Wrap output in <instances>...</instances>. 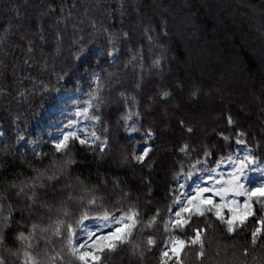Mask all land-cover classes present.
<instances>
[{
	"label": "trees",
	"instance_id": "1",
	"mask_svg": "<svg viewBox=\"0 0 264 264\" xmlns=\"http://www.w3.org/2000/svg\"><path fill=\"white\" fill-rule=\"evenodd\" d=\"M162 18L167 20V36L162 34ZM123 32L129 37L123 38ZM109 33L119 49L114 57L106 54L112 48ZM80 44L86 51L77 59ZM156 57L162 58L161 66L152 63ZM92 75L100 78L99 89L96 79H89ZM178 81L182 90L176 87ZM194 88L200 89L198 98L190 96ZM0 89V189L13 179L27 183L36 170L49 166L54 146L37 140V127L60 92L81 90L94 105L90 113L103 114L104 123L95 127L98 135L100 129H109L105 134L111 148L101 157L77 145L79 163L71 179L63 177L53 185L46 175L41 177L47 187L36 181L39 200L55 205L69 192L79 194V175L89 187L107 178L102 191L110 193L111 207L119 191L113 192L111 180L118 177L134 197L164 208L172 203L173 190L179 196L199 173L237 152L240 130L247 132V147L264 158V0H0ZM161 89L173 93L167 102L157 95ZM120 92L139 101L143 128L159 132L151 172L134 161H121L122 151L138 150L144 141L143 131L129 134L117 123L126 108ZM229 112L239 128L227 124ZM180 117L194 127L192 137L178 126ZM220 131L233 139L224 141ZM26 138L30 142L22 144ZM187 139L195 146L189 156L178 151ZM205 150L211 155L205 157ZM38 153L47 155L41 159ZM181 164L192 173L187 182L179 180L184 188L173 179ZM143 177L152 181L150 195ZM67 183L73 188L61 191ZM38 211L44 215L43 209ZM245 246L248 237L233 240L218 227L210 232L204 264H264V245L247 256ZM196 251H184L185 264H200ZM109 264L138 262L124 253ZM146 264H157L156 255Z\"/></svg>",
	"mask_w": 264,
	"mask_h": 264
},
{
	"label": "snow or ice",
	"instance_id": "2",
	"mask_svg": "<svg viewBox=\"0 0 264 264\" xmlns=\"http://www.w3.org/2000/svg\"><path fill=\"white\" fill-rule=\"evenodd\" d=\"M160 26L162 34L167 36V20L162 18ZM121 35L123 38L129 37L128 32ZM109 37L112 48L106 54L114 57L119 49L111 33ZM152 38L148 36L149 40ZM79 49L77 59L86 51L83 44L79 45ZM152 63L161 66L162 58L156 57ZM95 79L99 89L100 78L97 76ZM140 86L137 83L136 87ZM176 87L182 90L184 85L178 81ZM3 91L0 89V93ZM199 94V88L190 92L193 98H198ZM157 95L167 102L173 93L161 89ZM119 97L126 108L117 123L129 134L143 131L141 139L144 141V146L139 150L122 151L121 161L125 165L134 161L151 172L156 165L155 140L159 132L152 126L143 128L139 101L135 96L129 97L126 92H120ZM98 106L97 93L95 107ZM93 107L90 99L88 107L79 111L80 115L95 122L90 131L84 129L83 135L80 130L63 131L59 138L50 141L55 154L43 172L36 170L35 177L26 178L27 183H17L13 179L0 189V264H109L113 258L124 253L135 258L138 264H146L152 254L156 255L157 264H185L182 254L192 248L197 250L200 264H204L210 232H216L218 227L233 240L249 238V246L242 249L245 256L258 244L264 245V176L255 183L248 178L250 172L264 174V158L258 157L251 148L242 158L233 161L227 176L221 173L218 180L215 176H209L214 181L212 186L197 185L192 193L184 192L180 196L173 190L172 203L164 208L153 206L150 199L141 201L139 195L134 197L131 188L118 177L111 180L113 192L119 190L111 207L108 205L110 193L102 191V185L107 186L109 180L105 178L89 187L80 180L79 175L75 178L80 184L79 194L69 192L55 205L39 200L36 181H40L39 187H47L41 177L46 175L53 185L61 183L63 177L71 179L72 170L79 163L74 151L77 145L86 151H98L101 157L111 148L109 136L105 134L109 129H100L101 134L98 135L95 127L104 123L103 114L93 112L88 115ZM225 119L228 125L239 128L238 121L230 112ZM177 124L189 137L194 135L195 129L186 118H178ZM164 127H168L167 122ZM218 135L226 142L233 139L224 131ZM246 137L247 132L240 130L235 137L236 143L247 146ZM178 151L189 156L195 151V146L190 139L182 140ZM38 155L43 159L47 154ZM210 155L209 151H204L205 157ZM227 159L232 160V157ZM191 175V172L184 171L181 164L173 179L179 188H184L185 185L179 184V180L183 178L187 182ZM142 182L150 195L152 181L143 177ZM72 188V183L61 184V191ZM38 209H43L44 215H40ZM90 218L102 220L108 226V231L88 230L85 221ZM158 232L163 235L158 236Z\"/></svg>",
	"mask_w": 264,
	"mask_h": 264
},
{
	"label": "rangeland",
	"instance_id": "3",
	"mask_svg": "<svg viewBox=\"0 0 264 264\" xmlns=\"http://www.w3.org/2000/svg\"><path fill=\"white\" fill-rule=\"evenodd\" d=\"M95 77L96 75H92L89 79L95 80ZM86 107H88V101L84 99V95L81 90H65L60 92L57 97V103L46 110L44 117L42 118V122L37 127V140L50 142L53 139L59 138L63 131L80 130L82 135L85 134L83 132L84 129H88L90 131L95 122L90 119H86L85 116L79 114V111ZM90 112L91 109L88 113L89 116L91 115ZM74 121L76 122L75 125L70 127ZM0 133H2L1 129ZM3 138L4 135H0V140ZM29 142L30 140L26 138L22 141V144ZM143 146L144 144L139 146L138 150ZM248 150L249 148L247 146L241 145L237 152L231 156L232 160L223 158L221 160L222 163L220 161L214 168L199 173L191 180L189 186L180 192V195L184 192L192 193L197 185L203 187L212 186L214 181L210 180L209 176H215L218 180L220 174L222 173L224 175V172H230L233 167V161H235L238 157L242 158L243 154H245ZM213 169H215V171H212ZM262 176H264V174L259 172H250L248 174L249 180L253 183L261 179ZM85 225L87 226V229L91 231H108V226H106L100 219L90 218L85 221Z\"/></svg>",
	"mask_w": 264,
	"mask_h": 264
}]
</instances>
